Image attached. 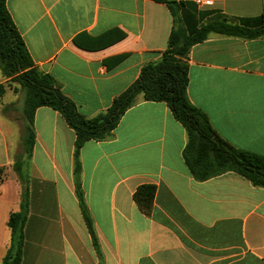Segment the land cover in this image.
<instances>
[{
    "label": "crops",
    "instance_id": "0c3cea01",
    "mask_svg": "<svg viewBox=\"0 0 264 264\" xmlns=\"http://www.w3.org/2000/svg\"><path fill=\"white\" fill-rule=\"evenodd\" d=\"M208 1L195 5L198 13L264 16V0ZM6 8L36 68L87 118L159 60L172 29L167 6L154 0H6ZM187 63L190 103L227 143L264 156V37L210 33ZM8 81L0 71V264L10 244L8 217L20 207L12 165L24 134L23 117H8ZM33 126L21 264H264V188L234 172L194 180L182 158L185 130L166 103L139 96L111 139L80 149L98 252L75 195L74 132L48 107L36 109ZM141 185L156 187L149 217L133 201Z\"/></svg>",
    "mask_w": 264,
    "mask_h": 264
},
{
    "label": "trees",
    "instance_id": "16d2710c",
    "mask_svg": "<svg viewBox=\"0 0 264 264\" xmlns=\"http://www.w3.org/2000/svg\"><path fill=\"white\" fill-rule=\"evenodd\" d=\"M154 1L165 4L172 16L166 49L158 61L141 68L138 78L117 95L104 112L87 118L61 92L51 75L36 68L7 11L6 0H0V71L9 80L6 85L15 83L23 92L24 119L22 154L12 165L21 185L20 207L8 217L10 244L1 264H21L22 261L24 226L28 216V168L35 139L33 120L40 107L57 111L74 132L72 176L75 195L97 252L98 242L81 187L80 149L90 140L111 139L119 120L136 104L139 96L144 101L166 103L174 119L184 128L186 144L182 158L194 180L202 182L234 172L253 186L264 188V156L238 150L219 137L205 113L192 105L187 95L190 49L206 40L210 33L244 40L264 37V16L228 17L214 10L198 13L195 4L188 1ZM5 88L0 85V96ZM155 192V185H141L133 194L137 209L146 217L151 215Z\"/></svg>",
    "mask_w": 264,
    "mask_h": 264
},
{
    "label": "rangeland",
    "instance_id": "374dc122",
    "mask_svg": "<svg viewBox=\"0 0 264 264\" xmlns=\"http://www.w3.org/2000/svg\"><path fill=\"white\" fill-rule=\"evenodd\" d=\"M7 90L10 95L14 97L13 106L8 111V117L11 120L21 123L22 120V102H23V92L19 89V86L15 83L7 85Z\"/></svg>",
    "mask_w": 264,
    "mask_h": 264
},
{
    "label": "built area",
    "instance_id": "2783aa9c",
    "mask_svg": "<svg viewBox=\"0 0 264 264\" xmlns=\"http://www.w3.org/2000/svg\"><path fill=\"white\" fill-rule=\"evenodd\" d=\"M210 1L208 0H195V5L197 7H203V6H206V5H210Z\"/></svg>",
    "mask_w": 264,
    "mask_h": 264
},
{
    "label": "water",
    "instance_id": "95a60500",
    "mask_svg": "<svg viewBox=\"0 0 264 264\" xmlns=\"http://www.w3.org/2000/svg\"><path fill=\"white\" fill-rule=\"evenodd\" d=\"M169 1H172V0H169Z\"/></svg>",
    "mask_w": 264,
    "mask_h": 264
}]
</instances>
